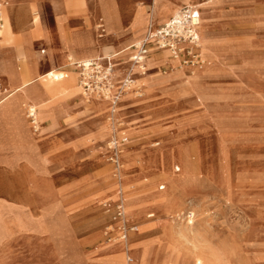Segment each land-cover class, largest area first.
<instances>
[{"label":"rangeland","instance_id":"rangeland-1","mask_svg":"<svg viewBox=\"0 0 264 264\" xmlns=\"http://www.w3.org/2000/svg\"><path fill=\"white\" fill-rule=\"evenodd\" d=\"M6 1L13 6L11 0ZM40 1L43 2L42 20L52 24L51 2ZM64 1L74 4L70 6L73 14L77 12L76 6L85 7L84 0ZM101 1L103 4L98 8L102 16L112 1L117 7L116 0ZM117 1L122 24L126 26L131 19L128 1ZM183 1L202 7L203 47L200 51L204 60L199 67L195 65L197 68L181 67L173 57L166 56L161 61L171 66H161V63L158 78L175 72L195 78L205 66L210 71L204 72L202 84L195 92L187 97L175 96V100L168 103L160 102L164 94L157 93L159 84L154 83L155 93L147 96L144 85L135 80L132 102L139 106L137 109L157 106L159 119L136 123V119L126 118L125 112L122 118L115 120L116 126L124 124L121 130L129 135L141 129L131 136L130 146L121 149L120 169L108 156L110 137L102 140L93 135L92 127H87L96 97L82 96L80 90L79 97L66 96L47 102L52 107L56 103L66 108L53 109L55 122L60 127L57 133L67 141L58 142L53 148L68 144L63 161L59 154L51 160L49 152L40 153L42 158L50 159L47 164H29L34 152L27 146L32 144L39 151L40 138L47 131L41 108H37L41 124L38 134L30 129L29 105H22L24 126L23 119L20 121L3 111L0 165L5 167L0 166V264H83L84 260L79 259L83 251L101 243L104 250L118 245L120 242L114 240L124 231L118 215L119 185L123 188L129 217L128 238L163 233L168 239L160 248L163 255L147 247L141 250L142 254H135L129 239L131 254H124L125 264H264V0H241L224 7L217 5L216 0H171L170 5L168 0H158L156 5L152 0H141L142 5H137L135 15L144 20L143 26H149L147 33L124 44L122 51L146 37L158 23L179 12ZM29 6L33 29L40 15H33L39 10ZM88 9L69 16L67 28L91 27L94 19ZM153 10L160 20L156 24ZM162 10L166 11L160 15ZM218 12L212 39L208 26L213 20L211 15ZM10 19L20 32L16 34V41L22 57L19 64L23 66L24 58H29L28 40L22 30L26 22L20 24L16 17L14 24L11 15ZM121 21L119 27L110 28H122ZM107 29L108 26L101 36H96V42L100 44L107 38ZM31 33L35 36L34 54L40 58L49 54L48 46L43 43L45 39L51 45L50 55L60 57L58 64L64 69L56 65V70L74 72L70 71L69 63L85 60L89 56L84 52L94 50L74 41L60 22L52 31ZM207 36L216 43L208 56ZM42 48H46L45 53H41ZM152 57L147 58V65ZM215 66L219 68L217 71ZM45 72L40 71V75ZM115 82H119L117 77ZM5 94L2 84L0 98ZM197 97L202 100L196 102ZM129 103H125L126 109ZM72 104L74 109L86 108L76 113ZM108 105L102 107L108 109ZM108 117L111 115L106 114L101 123L95 124L97 129H109ZM73 119H77L79 125L69 124ZM20 125L21 133L29 130L32 142L20 140ZM48 138V135L43 137ZM161 152L165 157H150L160 156ZM97 191L107 194L97 198ZM132 201H137L133 211L130 210L134 206ZM188 212L194 214L191 221L182 218V223L174 224L169 220L173 215ZM144 221L154 226L144 230L147 227ZM42 255L47 257H40Z\"/></svg>","mask_w":264,"mask_h":264},{"label":"crops","instance_id":"crops-1","mask_svg":"<svg viewBox=\"0 0 264 264\" xmlns=\"http://www.w3.org/2000/svg\"><path fill=\"white\" fill-rule=\"evenodd\" d=\"M11 1L13 3V6L11 7L9 5V7L5 10V13H7L9 18H10V15L13 17L14 24L17 21L16 17H17V19L19 18L20 24H22V23L24 24L26 22L25 23L26 25L22 28V30H23V37H25L28 40L27 44H28V50H29V58L28 59L24 58L25 62L23 64V66H21L19 64V61L22 57L20 56V52H19V50H20L19 46L20 45L18 46L17 41H16V34L19 35L20 32H17L18 31L17 25H15V26L12 25L13 37L10 40L0 42V85L3 84L4 90L6 91V94L0 98V121H2L1 116H2L3 111H8L12 117H14V118L17 117L20 119V121L23 119V121H21V123H23V126L25 125L24 117L22 115V105L25 104V102L23 101V98H27V97L28 98H46V97H48V95L51 94V91L47 87L46 83L38 81V73H40V71H43V70L47 71L48 69L55 68L56 65L58 67H61L62 69H64V66L58 64V62L60 61V57L56 54L50 55L51 45H50L49 41L43 39V41H44L43 43H45L49 48V54L48 55H46L44 58H40L39 56L34 54L32 46H33V42H34L33 40H34L35 36L31 33V31L35 32L38 30V31H42V32H49V31L53 30V27L57 23H59V22L62 23V26L69 33V36H71L74 39V41H76L78 43H82L85 48H87V47L88 48H94V50H92L90 52H84L85 55H88L89 57H93V58H95V57L100 58L103 56H112L113 61L115 63V68L118 66L117 65L118 63L120 65L125 64L122 66V72L119 74L120 80L122 81V79L126 73V70H127V64L129 65V56H130L131 51H132L131 47L136 42L130 44L128 49L124 50V51H122V48H123L122 46L124 44H126L127 42H129L130 40L135 39L144 33L146 35L148 27H149V26H147V27L143 26L144 20L140 19L139 21H137V19H136V15H135L136 7L138 4H141L140 3L141 0H127L128 1V13L131 16L129 24H127L126 26H123L122 21H121L122 28L112 30L110 28V23L107 22V24H108L107 38L106 39L103 38L100 41L101 43L99 44L98 42L95 41L96 36H97V32L95 29V23L97 21V18L99 19L101 16V13H102L101 10L98 8L99 6H101L103 4V1H101V0H84V2H86V1L90 2V5L92 7L91 11L88 8H86V9H88L90 11V14L92 15L94 21H92L91 27L86 28L82 25L81 27H78L77 30H69L66 26L67 18L69 16L70 17L73 16L71 14H68L69 13V7L74 6V4H72L70 2H65L64 0H44V1L51 2V5H52L53 11H54V22L51 24V23L47 22L46 20H42V16H41V18L39 20V26L36 27V20H35L34 21V27L32 29V23H31V19H32L31 15L32 14H31V11H29L30 10L29 4H31L33 7L37 8L39 10V12L38 11L34 12L33 15L35 13H37V15H39L40 9L42 10L43 2L40 0H11ZM207 1H210V0H207ZM216 1H217V5H219L220 7H224V5L227 3H237V2L239 3L241 0H216ZM115 2L117 4V7L115 6L114 2L112 1L113 6H114V10H115V12H118L120 14V20H121V10L118 6V1L116 0ZM170 2H171V0H168V4ZM181 5H188V2L183 1V2H181ZM94 7H97L98 10H96ZM199 9H200V13H201L202 7L199 6ZM165 11L166 10H162L160 15H163L165 13ZM85 12L86 11L84 10L81 13H85ZM106 14H107V12H105V15L103 14V16L106 17ZM218 14H219V12L214 14V15H211V18H213V20L210 21L209 26H208L209 27L208 30L210 31L209 35L212 37V39H214L213 38V36H214L213 24L216 22V20L218 18ZM37 15H35V16H37ZM154 18H155V20H153V23L156 24L158 21H160L158 16H156L155 10H153V19ZM162 23H164V22H160L158 24L160 25ZM19 37L20 36H18V41H19ZM10 44H13V45H10ZM212 45H211V49H213L212 47H215L216 43L213 42ZM109 48H113L114 50H112L106 54L105 51ZM125 51L127 53L124 55L123 53ZM163 51L164 50H158L155 47H152L151 52L147 55V57H149V56L152 57L151 55H153V56L155 55L156 57H161V53ZM45 52H46V48H42L41 53H45ZM169 57H170V53H169V55L167 54V58H169ZM123 62H126V63H123ZM164 65H170V64L169 63H162L161 64V66H164ZM68 66H71L70 71H74V73L76 72V74H77L76 83L78 85V72H77V70L75 69L72 62L69 63ZM9 69H11V70H9ZM65 70H69V69H65ZM55 72H62V73H65L66 75L69 73V71H61L60 69L56 70ZM137 75H138L137 73H134L135 79H137L136 78ZM30 77H31V79L28 82H23V80L26 81ZM121 81H120V83H121ZM21 86H24L23 90H20ZM14 90H17V91H14ZM138 96H140V95H138ZM132 101L133 100L130 99L128 101L130 103L127 105V109H124L126 112V115H125L126 118L136 119V123H139V121L145 120V119H149V120L159 119V116L157 114L160 112V109L156 108L157 106L156 107H152V106L150 107V105H149L147 108L137 109V108H139V106L134 105V102H132ZM103 104H106V103H103ZM103 104L98 105V106H94V107L91 106V108H90L91 111H90L89 118L87 119V122L92 121L93 117H96L99 115H102L105 117V115L108 113L107 112L108 109L105 107H102ZM51 107H52V104L48 108V113L50 114L51 118L46 119V121L43 123L45 126L50 125V124H52L53 126H56L57 124H56L55 119H54L53 111L66 109V108H62V107L57 106L56 103L54 104V106L52 108ZM71 107L74 109V104H72ZM84 108H86V107H81L79 109H74V110L76 113L77 112L79 113V112L83 111ZM37 116H38V112H37ZM96 124H99V123H96ZM123 125L124 124L122 123L120 127H122ZM59 128L57 125V127H54L50 131H47L45 133V135H48V137H49L48 139H43V137L45 135L42 138H40L41 141H40V144H38L39 145V151H37L33 147L32 144H27L29 150L34 152L33 157L31 158V161L29 164H31V165H36L37 163L47 164L50 161L49 158H45V157L42 158L40 153L49 152L51 160H53V157L57 154L60 155V158L62 161H63V159H65L67 157L68 144H66L64 147H61L59 149L53 148L54 146H56V144L58 142L65 141L67 143V141L63 137L59 136V134L57 133V130ZM30 129H31V132L33 134H36L32 131L31 126H30ZM21 130L22 129H21V125H20V127H19V138H20V140L32 142V138H31L32 136H31V133L29 132V130L25 129L24 133L23 132L21 133ZM91 130L92 131L94 130L93 135H98L102 140L106 137V132H107L106 128L105 129H103V128L97 129V127L95 125H93ZM140 130L141 129L134 130V133L132 135H135ZM126 134L128 135L129 140H128V142H126L123 145V148L129 147L130 143H131L130 138L132 135H129L128 133H126ZM19 161H21V160H19ZM0 166L5 167L3 165H0ZM106 194H107V192H105V191H97L96 192L97 198L98 197L102 198ZM150 223H149V221L145 222L147 227L144 230L154 226V225H150ZM92 238H94V236ZM130 240H131V243L134 245L133 248H135L136 250H142L145 247H147L148 249H150L151 251H154L157 254L160 253V255H163L162 251H160V248L164 247L168 241L167 237L163 233L148 234V235H144V236L134 235L131 237ZM103 244L104 243H101L93 249L83 251L81 253V255L79 256V259L84 260V261H82L83 264H110L109 261H107V257L109 255H111V253H110L111 247L106 249V250L101 249ZM40 257L45 258L47 256L42 255Z\"/></svg>","mask_w":264,"mask_h":264},{"label":"bare ground","instance_id":"bare-ground-1","mask_svg":"<svg viewBox=\"0 0 264 264\" xmlns=\"http://www.w3.org/2000/svg\"><path fill=\"white\" fill-rule=\"evenodd\" d=\"M152 1H153V5H156L158 2V0H152ZM0 3L3 5V25H2V28L0 30V42H2V41L10 40L13 37V33H12L13 28H12V24H11V20H10L9 16L7 15V13H5V10L10 5L9 1L3 0V1H0ZM87 3L90 4L89 1L84 2V4H85L84 8L76 6L75 11H77V12H75V14H73L71 12L70 7H69V13L68 14L76 15L80 10L86 11V7H88V6L91 7V5H89ZM164 6H166V3ZM94 8L97 10V7H94ZM176 14H178V12ZM34 15H37V13H35ZM106 17L101 15L99 21H97L95 23V29H96L97 35L99 34L101 36L104 33L105 28L108 26L107 22L110 23L111 28L120 26V21H121L120 20V14L118 12H115L112 2H111V5L107 11ZM40 18H41V15L35 19L36 20V27L39 26ZM136 19H137V21L140 20L138 17H136ZM200 29H201V19H200V27H199V33H200V42L199 43H200V50H201V48L203 46L201 43ZM141 40H139V41H141ZM206 41L208 44V51H206L207 52L206 56H208L209 50L211 49V45L213 42L210 40L209 36L206 37ZM212 48H215V47H212ZM169 53H170L169 51L164 50L163 53H161V57L153 56L152 59H150V62H148V65H147L146 60L150 56L147 57L142 64H132V65L127 64V69L131 68V71L133 73L138 74L136 77L137 79H135V80H138V82H140L141 84L144 85V87L146 88L147 96H152L155 93L153 91V84L154 83L159 84L160 87L158 88L159 90L157 91V93L164 94L163 99L160 101V102H164V103H168V102H171L172 100H175L174 97L178 96V95H182L183 97H187V96L191 95V93L195 92L197 90V88H199V85L202 84L201 80H202V77L204 75V72L210 71L209 69L205 68L206 67L205 66V67L201 68V72L195 78H189L186 76V74H183L182 72H175V73H172V75L166 76L163 79H159L158 75H157V70H158V67L160 66V64L162 63L161 59L166 57L167 54L169 55ZM92 59H93V57H87V58H85V60H81V61L88 62ZM173 59L177 63H179V65L181 67H184V65L180 64V62L177 58H173ZM174 60H173V62H174ZM170 61L172 62V60H170ZM124 63H126V62H124ZM117 65L118 66L115 68V70L113 72V78H114V89L118 91V89L121 87L120 86L121 80H120L119 74L122 72V69L121 70L119 69L120 68L119 63ZM199 65H198V67H199ZM194 67L197 68V66H194ZM218 69H219L218 66L214 67V70L217 71ZM55 71H56V68H52V69H48L45 73H43L41 75H40V73H38V81L46 83L47 87L51 91V94L48 95V97H46V98H28V97L23 98V101L25 102V104L29 105L28 109H27V113L30 111V109L35 111V122H32L31 120L28 119V122H29V124L32 128V131L34 133L37 134L41 131V124H40V121H39L38 116H37V110H36L37 108H39V107L41 108V118L43 119V123H44L46 121V119L51 118L50 114L48 113V108L50 107V105H48V103H47L48 101H50L52 99H57L60 97H66V96L78 97L80 90H81L82 96L84 95V96L89 97V98H93V97L97 98V99L93 100V105H92L93 107L98 106V105H102L105 102H108L106 104H109L107 114H110L111 117L110 118L108 117L109 119L107 118V120L109 121V129L107 127L106 137L104 139H107L108 137H110L109 138V142H110L111 137L114 135V132L122 131L121 127L119 128L118 126H116L115 120L120 119L125 115V110H124V109H126L125 103L127 101H129L130 99H133L132 94L134 92L133 88L135 87L134 84L136 81L134 82V84H132L128 87L122 88V90H120L119 99L114 103L110 98H107V97H100V96H92L91 97L90 95H87L85 93L83 87L80 86V84L77 85V83H76L77 74L76 73L69 72L66 75L65 73L55 72ZM192 74L194 75L193 71H192ZM114 76L117 77V79L119 81L118 83L115 82ZM138 87L141 88L140 85H138ZM23 89H24V86H21L20 90H23ZM14 91H17V90H14ZM136 94H138V93H136ZM201 100H202L201 97H197L195 101L199 102ZM89 101L91 102V100H89ZM27 115L29 117V113ZM103 120H104V116H102V115L93 117V120L89 121L87 123V127H92L96 123H101ZM77 121H78L77 119L70 120L69 124L79 125V123H77ZM56 126H53L52 124L47 125L46 126L47 131H50L52 128H54ZM107 126H108V124H107ZM129 126H130V124H129ZM108 130L110 133H108ZM109 142H108V145H109ZM112 153H113V150L110 149L108 146L109 159H110ZM120 156L121 155L119 153V163L117 165V167L119 169L121 168ZM150 157L152 159L153 158L157 159L158 157L159 158L165 157V155H164V152H161L160 156L159 155H151ZM177 168H178V170H180L179 166H177ZM162 188H164V187H162ZM117 195H118V199L120 200L119 204H121L123 207V215L120 218V220L122 221L120 228L123 229L124 231L119 235V237L115 238L114 242L115 243L120 242V243H118V245H116V246L111 247V251H110L111 255H109L107 257V261H109L110 264H125L124 254L125 253L131 254V250H130V242H129L130 238H128V233H129L128 226H129V224L127 223L129 217L126 213L125 196H124L123 188L121 185H119V190L117 192ZM132 203L134 204V206L131 207V209H130L131 211H133V209L136 208L137 201H132ZM182 218L188 219L187 220V222H188V221L193 220L194 214H192L190 212L176 214L175 216L173 215L172 217H169V220L174 224L180 223V222L182 223V221H180V219H182ZM177 219H179V220H177ZM129 230L133 231V230H136V228L135 227H129ZM132 248H133V246H132ZM134 250L136 251L135 254H137V253L142 254L141 250H136L135 248H134ZM129 261H132V258H130Z\"/></svg>","mask_w":264,"mask_h":264},{"label":"built area","instance_id":"built-area-1","mask_svg":"<svg viewBox=\"0 0 264 264\" xmlns=\"http://www.w3.org/2000/svg\"><path fill=\"white\" fill-rule=\"evenodd\" d=\"M200 19L201 13L198 5H184L178 14L151 28L145 38L132 45L129 65L142 64L152 47L158 50H168L170 56L177 58L182 65L195 66L203 63L199 43ZM2 25L3 5L0 3V30ZM72 64L78 72V82L87 95L107 97L114 103L119 99L120 90L135 82L134 73L131 68H128L120 83L121 87L118 91L114 89L115 63L112 56L94 58L88 62L74 60ZM28 113L29 119L35 122V111L30 109ZM117 126L120 127L121 124ZM128 140L129 137L124 131H118L114 132L109 142V148L113 150L110 160L117 165L119 153ZM118 215L120 218L123 215L121 204H118Z\"/></svg>","mask_w":264,"mask_h":264}]
</instances>
